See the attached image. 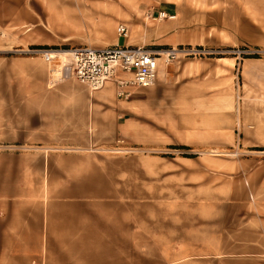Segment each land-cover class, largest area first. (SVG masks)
<instances>
[{
    "label": "crops",
    "instance_id": "crops-1",
    "mask_svg": "<svg viewBox=\"0 0 264 264\" xmlns=\"http://www.w3.org/2000/svg\"><path fill=\"white\" fill-rule=\"evenodd\" d=\"M20 5L0 0V29L30 22L16 45L60 40ZM158 8L173 16L142 19L124 43L264 47V0ZM4 46L0 34V264H264V54L161 62L124 98L113 78L91 88ZM238 96L226 124H242L246 152L221 158L208 149L218 110L203 104Z\"/></svg>",
    "mask_w": 264,
    "mask_h": 264
},
{
    "label": "rangeland",
    "instance_id": "rangeland-1",
    "mask_svg": "<svg viewBox=\"0 0 264 264\" xmlns=\"http://www.w3.org/2000/svg\"><path fill=\"white\" fill-rule=\"evenodd\" d=\"M162 0H19L21 5L19 9H25L28 6V11H34L36 14L39 24H44L47 22L48 26L52 29H39L44 32H51L54 36L60 37L57 43H29L26 46L16 45V41L22 38L30 27V22L23 18L16 19L15 25L12 23L11 19L6 18L5 26L0 29V34L5 42L4 51L7 55L10 54H37L41 55L37 51H31L28 49L42 48V47H55V46H71L79 43L87 44H105L107 42H112L115 36H121L119 40L120 44H124L125 37L131 34V26L139 24V22L144 19V21H158V12L162 9L158 8V4ZM22 6V7H21ZM168 17V16H167ZM164 17V18H167ZM20 21V22H19ZM125 22L129 28V34L127 36H122L116 30L119 23ZM48 26L46 28H48ZM39 28V26H37ZM186 44V43H180ZM193 44V43H188ZM186 44V45H188ZM201 46H208L214 51L211 53H206L201 56H181L188 57L193 56L196 58H205L210 55L221 56L222 54H230L237 57L239 60L245 55H263V53H253V54H241L235 51L239 46H257L262 49L260 45L256 44H237L232 45H213V44H194ZM221 48H227V51L218 50ZM42 56V55H41ZM178 59V58H177ZM237 70V68H236ZM141 88V87H140ZM120 96V95H119ZM128 96V95H127ZM121 97H126L121 96ZM255 98H247L250 101H255ZM243 97L234 98H217L215 100L210 99L209 104L204 105L208 108L216 107L218 110V125H219V141H221L220 146L214 148H208L210 153L224 157H240V155L246 152V149L242 145V124L236 123L235 126L226 124V115L229 110L238 113L240 109V102ZM236 118L238 114L235 115ZM175 149L185 150L180 144H175ZM204 149V151L208 150ZM212 151V152H211ZM207 154V153H206Z\"/></svg>",
    "mask_w": 264,
    "mask_h": 264
},
{
    "label": "built area",
    "instance_id": "built-area-1",
    "mask_svg": "<svg viewBox=\"0 0 264 264\" xmlns=\"http://www.w3.org/2000/svg\"><path fill=\"white\" fill-rule=\"evenodd\" d=\"M159 18L171 17L164 10L158 12ZM116 30L120 35L129 34L128 25L119 23ZM41 53L53 62L52 71L61 77H73L86 82L91 88L101 87L108 78L118 82V95L127 96L130 87H141L153 84L161 62L172 63L181 56H201L214 51L204 45L172 44L166 46H150L146 44L123 45L114 42L107 44L79 43L71 46H55L28 49ZM227 51L221 48L218 51ZM238 55L263 53L257 46L238 47Z\"/></svg>",
    "mask_w": 264,
    "mask_h": 264
}]
</instances>
